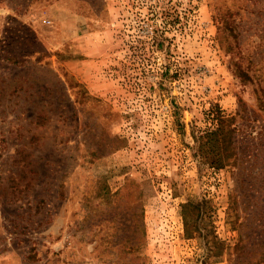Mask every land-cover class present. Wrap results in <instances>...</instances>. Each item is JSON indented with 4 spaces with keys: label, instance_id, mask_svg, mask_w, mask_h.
Listing matches in <instances>:
<instances>
[{
    "label": "rangeland",
    "instance_id": "1",
    "mask_svg": "<svg viewBox=\"0 0 264 264\" xmlns=\"http://www.w3.org/2000/svg\"><path fill=\"white\" fill-rule=\"evenodd\" d=\"M0 264H264V0H0Z\"/></svg>",
    "mask_w": 264,
    "mask_h": 264
},
{
    "label": "trees",
    "instance_id": "2",
    "mask_svg": "<svg viewBox=\"0 0 264 264\" xmlns=\"http://www.w3.org/2000/svg\"><path fill=\"white\" fill-rule=\"evenodd\" d=\"M217 120V127L205 130L201 135L197 136V140L199 142V149L211 165L224 167L231 163L228 158L232 154H235V127L231 125L233 117L219 114ZM207 202V200H203L202 202H188L184 204V218L188 234L195 228H199V220L204 215H207L208 210L205 206ZM193 223L194 226L191 227Z\"/></svg>",
    "mask_w": 264,
    "mask_h": 264
}]
</instances>
